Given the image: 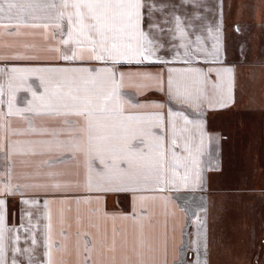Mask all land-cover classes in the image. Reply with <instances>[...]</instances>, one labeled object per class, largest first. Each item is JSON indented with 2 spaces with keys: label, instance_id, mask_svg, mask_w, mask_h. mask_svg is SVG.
I'll return each mask as SVG.
<instances>
[{
  "label": "crops",
  "instance_id": "0c3cea01",
  "mask_svg": "<svg viewBox=\"0 0 264 264\" xmlns=\"http://www.w3.org/2000/svg\"><path fill=\"white\" fill-rule=\"evenodd\" d=\"M21 3L33 5L28 11L38 19L24 15L26 25L19 27L7 20L0 23L4 264H49V259L51 264H264V254L256 257L255 244L264 238V0H142V29L160 47L150 61L115 66L125 76L121 93L140 105L129 107L130 112L164 115L165 147L178 156H187L183 145L191 134L193 148H199L200 183L190 179L177 190L149 181L135 191H98L94 173L89 188L84 154L58 146L76 135L64 121L79 125L82 118L18 111L32 99L19 87L20 78L27 76V83L42 94L37 78L41 74H16L8 114L13 68L112 67L91 59L87 51L82 59H62L75 48L61 43L67 40V21L56 28L46 19L56 12L45 7L50 0ZM237 34L246 37L245 43L228 47L227 40ZM170 72L189 90H199V106L170 97ZM230 82L232 100L221 107V100H228ZM169 110L193 121L186 126L189 132H178L174 148ZM183 127L179 119L178 128ZM227 142L235 155L239 147L244 152L240 166L245 171L228 178L242 184L233 189L220 186L227 180ZM257 150L262 151L261 161L253 155ZM167 155L170 160V152Z\"/></svg>",
  "mask_w": 264,
  "mask_h": 264
},
{
  "label": "snow or ice",
  "instance_id": "6c2138e0",
  "mask_svg": "<svg viewBox=\"0 0 264 264\" xmlns=\"http://www.w3.org/2000/svg\"><path fill=\"white\" fill-rule=\"evenodd\" d=\"M143 6L142 0H50L45 7L55 9L56 12L54 16L46 19L54 21L56 28H61L62 22L66 20L67 40H61V43L75 45L74 49H69L61 58L73 61L82 59L81 53L87 51L91 59L110 62L112 67L96 70L86 67L13 68L12 75L9 76V115L12 114L17 90L13 88L12 81L17 78L16 74L26 73L41 74L37 78L43 93L38 94L27 83V76L21 77L19 87L30 92L32 99L28 101L27 108L18 111L38 109L53 116L82 118L83 123L79 125L73 121H64L76 135L67 142H59L58 146L69 152L84 154L88 163V186H93L94 173L98 191H135L149 181L158 186L171 184L177 190L178 185L187 187L190 179L194 185L200 183V172L197 168L199 148H193L191 134L185 137L183 145L187 156H178L175 151L165 147L164 115L130 112L129 107L139 108L140 105L132 104V100L125 99L121 93L125 76L115 71V66L121 62L140 64L150 61L155 56V48L160 47L142 29ZM32 7L31 4L21 3V0H0V23L7 20L16 27L26 25L24 15L38 19L28 11ZM43 26L47 28L49 25ZM199 40L200 37H197L198 42ZM156 61L167 63L159 57H156ZM227 71L231 74L230 69ZM3 74V70H0V75ZM232 84L230 82L228 100L222 99L221 107L227 106L232 100ZM168 92L173 99L190 106H199V90H189L188 85L182 84L171 72ZM3 94L4 89L0 85V97ZM34 102H38V105H34ZM168 118L171 129L170 144L174 148L177 146L178 132H189L186 126L193 124V121L182 112L171 110ZM179 119L183 120L185 127L178 128ZM194 126L203 128L202 123ZM200 137L202 146V131ZM169 152L170 160L167 155ZM94 163L98 164L95 169ZM180 169H183L182 174ZM23 203L30 202L25 200ZM3 206L4 202L0 200V253L3 252ZM0 264H4L2 256Z\"/></svg>",
  "mask_w": 264,
  "mask_h": 264
},
{
  "label": "rangeland",
  "instance_id": "374dc122",
  "mask_svg": "<svg viewBox=\"0 0 264 264\" xmlns=\"http://www.w3.org/2000/svg\"><path fill=\"white\" fill-rule=\"evenodd\" d=\"M245 41H246V37H244L243 35L237 34L231 40H227L226 45L228 47H231L232 45L237 44V43L243 44V43H245ZM234 122L235 121H233V120L230 121V126H231V123H234ZM233 149H234V147L231 146V144L229 142H227L226 146H225V151H224L225 173L223 174L224 176H226L227 180L222 181V183L220 185L222 188L233 189L235 187L242 186V184L239 183L238 181L236 183V181H231L228 179L229 177H233L234 174L235 175H241V173H243L245 171V169L240 166L243 163L241 158H243V155H244L242 148H240V147L237 148V150H238V152H236L237 156L235 155V152H233ZM253 155L256 156V160H260V161L262 160V151H258L256 153H253ZM239 158L241 161H239ZM217 186H219V182L217 183ZM245 186H247V185H245ZM257 226L260 227V223ZM260 234H263V233H260ZM262 237H263V235H262ZM263 239L264 238H260V239H258L257 242H255V244H257V248H256V257L257 258H259L260 256H263V254H264V242H263L264 240ZM201 245L203 246V241H202V244L200 243V246ZM258 245H260V246H258ZM199 264H202V263H199ZM210 264H214V263H210Z\"/></svg>",
  "mask_w": 264,
  "mask_h": 264
}]
</instances>
